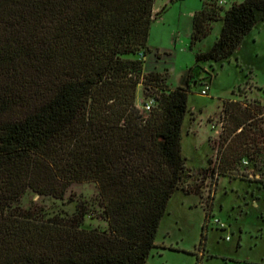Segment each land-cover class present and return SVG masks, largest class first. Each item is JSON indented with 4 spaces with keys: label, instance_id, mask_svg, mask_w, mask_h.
Masks as SVG:
<instances>
[{
    "label": "trees",
    "instance_id": "1",
    "mask_svg": "<svg viewBox=\"0 0 264 264\" xmlns=\"http://www.w3.org/2000/svg\"><path fill=\"white\" fill-rule=\"evenodd\" d=\"M153 4L0 0V264H147L173 192L197 193L182 186L189 82L172 86L160 71L143 72ZM216 20L219 36L196 63L232 56L264 20V0L227 8L201 0L191 47ZM140 83L155 92L156 107L135 103ZM221 112L220 137L210 144L214 169L226 174L264 152V103L224 99ZM75 181L96 183L107 230L82 227V207L47 216L36 202H19L26 191L62 199Z\"/></svg>",
    "mask_w": 264,
    "mask_h": 264
},
{
    "label": "rangeland",
    "instance_id": "2",
    "mask_svg": "<svg viewBox=\"0 0 264 264\" xmlns=\"http://www.w3.org/2000/svg\"><path fill=\"white\" fill-rule=\"evenodd\" d=\"M232 1L218 0L227 8ZM201 0H154L149 29L151 52L144 57L143 72L157 70L164 82L188 85V110L181 132V153L185 158L182 186L196 189L186 194L176 189L167 204L155 237L156 246L147 264H196L199 250L202 264H264V152L244 158L232 171L214 169L216 141L222 130L224 99L264 103V20L246 34L235 54L222 62L196 63L195 54L209 49L218 38L222 21L211 23L207 36L190 46L192 15ZM141 53L128 57H141ZM208 87L206 94L200 89ZM157 95L142 83L137 85L135 103L157 106ZM210 163L208 176L201 180ZM213 167V168H212ZM22 206L36 202L47 216H72L79 207L85 211L81 226L107 230L98 187L93 181H75L62 199L37 196L26 191ZM205 210L210 217L205 218ZM215 217L224 224L210 221ZM204 224V230L202 228ZM206 236L200 246L201 234ZM228 236V239L225 238Z\"/></svg>",
    "mask_w": 264,
    "mask_h": 264
},
{
    "label": "built area",
    "instance_id": "3",
    "mask_svg": "<svg viewBox=\"0 0 264 264\" xmlns=\"http://www.w3.org/2000/svg\"><path fill=\"white\" fill-rule=\"evenodd\" d=\"M207 89H208L207 86H205L204 88H201V89H200V93H201V94H206V93H207ZM149 108H150V103L147 102V103H145V104L143 105V109H144V110H149ZM210 221L219 224V226H220L221 228L224 227V224H223L222 222H220V220L217 219V218H215V217H214L213 219H212V217H211ZM225 238L228 239V236H225Z\"/></svg>",
    "mask_w": 264,
    "mask_h": 264
},
{
    "label": "crops",
    "instance_id": "4",
    "mask_svg": "<svg viewBox=\"0 0 264 264\" xmlns=\"http://www.w3.org/2000/svg\"><path fill=\"white\" fill-rule=\"evenodd\" d=\"M235 53H236V52H235ZM235 53H234V54H235ZM172 86H173V85H172Z\"/></svg>",
    "mask_w": 264,
    "mask_h": 264
}]
</instances>
